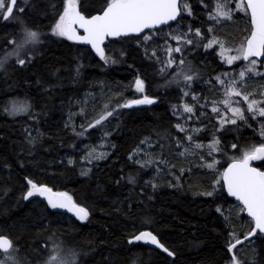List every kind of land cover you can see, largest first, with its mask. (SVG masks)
Masks as SVG:
<instances>
[{"label": "snow or ice", "instance_id": "6c2138e0", "mask_svg": "<svg viewBox=\"0 0 264 264\" xmlns=\"http://www.w3.org/2000/svg\"><path fill=\"white\" fill-rule=\"evenodd\" d=\"M199 3L207 16L204 21L208 24L206 31L204 22L200 27L191 22L184 24L189 17L199 18L191 0H96L91 5H86L85 0H58L42 9L45 18H48L49 8L53 13L47 25H43V21H28L27 13H35L40 8L37 0H0V28L3 29L0 32V70L7 73L9 67L27 69L53 38L90 46L88 55L94 53L104 65L117 62L108 54L105 41H134L137 48L143 49L145 57L158 65L156 70L164 81L161 87L177 89L178 98L170 105L174 118L170 127L163 133L156 132L158 139L155 143L151 135L145 136L129 153L128 159L142 170L155 166L156 176L144 181L145 187L150 185L153 190L159 187L155 181L165 169L177 182L172 184L169 181V187H178L185 172L191 173L195 161V166L210 178L209 185L196 195L219 199L223 203L234 198L235 203L227 209L223 203L218 204L216 212L225 222V250L229 254L226 264H245L238 246L255 245L257 240L264 243V0H212L211 4L208 0H199ZM238 19L244 20L242 31L246 36L238 47L232 48L226 38L217 35V29ZM199 49L204 50L205 56L215 53L220 61L218 67H228L215 71V74L207 70V60L203 61V68L197 67L189 56ZM79 71L78 65L77 76ZM198 82L207 88L208 95L203 88L199 92L194 88ZM130 87L139 95L124 98L122 93H116V99H109L100 114L91 120H88L86 111L87 97L76 101L80 104L79 112L70 111L65 128L71 126L73 135L78 138L90 134L89 130L101 131L99 147L110 144L108 137L112 132L106 125L117 118L122 109L154 105L159 100V97L147 94L145 80L140 75ZM3 111L13 118L26 116L32 120L37 134L33 136L31 128H26V143L32 147L40 143L44 135L38 127L41 113L34 112L28 100L12 99ZM77 115L87 121L86 126L80 125L79 131L73 123V117ZM209 125L212 126V138L205 144L202 137L208 133ZM242 126L252 129L259 140L249 144L238 134L230 146L226 145L224 134L232 130L239 133ZM161 140L166 143H160ZM110 146L115 148L114 144ZM156 146L161 150L159 156L146 151ZM70 147L75 149L76 144ZM165 148L169 156L187 160L189 167H181L177 175V165L164 155ZM26 151L30 155L31 147ZM84 153L80 160L88 164L107 159L109 155L92 145H85ZM256 161L260 163L254 165ZM75 162L73 157H68V165ZM4 167L11 166L5 164ZM20 167H25L23 160ZM91 171V168L82 169L81 175L87 176ZM125 179L130 185L138 182L136 175L129 174L126 178L121 176L116 184ZM21 189V199L34 202L44 219L56 216L59 210L71 213L80 222L87 221L91 215L90 209L78 203L68 192L54 191L29 175L24 176ZM126 200L127 209L117 207L116 211H126L130 215L135 201L131 197ZM232 213L247 225L246 232H236ZM142 223L146 227L151 225V217H143ZM137 242L154 245L168 257L176 255L151 230L131 233L128 244ZM23 251L20 237L13 238L0 231V264H32L27 256L22 258ZM252 251L255 254L254 248ZM35 254L44 257L39 264H87L84 257L88 255L74 246H66L62 240L58 241L55 233L48 237L42 248L35 249ZM252 264H255V258Z\"/></svg>", "mask_w": 264, "mask_h": 264}, {"label": "trees", "instance_id": "16d2710c", "mask_svg": "<svg viewBox=\"0 0 264 264\" xmlns=\"http://www.w3.org/2000/svg\"><path fill=\"white\" fill-rule=\"evenodd\" d=\"M57 2L37 0L40 8L35 13H27L29 23L43 21V25L49 24L53 13L49 8L48 18H45L42 9L49 3ZM95 2L85 0L86 5ZM191 3L199 18L189 17L184 24L191 22L200 27L206 21H203L204 11L199 0H191ZM207 25L203 23L204 30ZM244 27V20L238 19L218 35L230 40L233 45L238 44L246 36L242 31ZM0 32H3L2 28ZM106 50L116 58L115 64L104 65L94 53L88 55L89 48L53 38L27 69L13 70L9 67L7 73L0 70V231L13 238L20 237V244L24 246L21 256L30 258L32 264H39L44 258L37 256L35 249L42 248L53 233L66 246L88 253L84 257L87 264H226L229 254L225 250V222L216 212L217 205L223 201L195 194L204 190L210 182L205 172L195 166V161L191 173L185 172L178 187H169V181L172 184L177 182L165 169L155 181L159 187L153 190L150 185L145 187L144 181L156 176L155 166L142 170L128 159L129 153L145 136L151 135L155 143L158 139L156 132L163 133L174 122L170 105L177 102L178 90L161 87L164 81L156 70L158 65L148 60L143 49L137 48L134 41L109 42ZM189 59L200 68L207 60V70L213 74L219 69L215 53L205 56L203 49L194 50ZM78 65L80 71L77 76ZM137 75L145 80L147 94L159 97V100L154 105L122 109L120 115L106 125L112 132L108 141L115 148L110 144L99 147L101 131L89 130L90 134L78 138L73 135L71 126L65 128L70 111L79 112V108L71 110L73 101H81L86 92L97 95L86 108L88 120H91L100 114L109 99H116V93H122L124 98L136 96L130 86ZM193 86L198 92L203 88L208 95L202 83ZM14 97L27 99L33 111L41 113L38 127L44 135L35 147L27 145L25 139L28 135L26 128H31L33 136L37 134L35 123L26 116L13 118L4 114L2 102ZM73 123L79 131L80 125L86 126L87 121L77 115L73 117ZM238 134L249 144L259 137L252 129L242 126L239 133L236 130L225 133L224 143L230 146ZM211 138L212 126L209 125L208 133L202 139L207 144ZM160 143L166 142L161 140ZM72 144H76L75 149L70 147ZM85 145L107 152L108 158L92 164L81 162L80 157L85 154L81 147ZM30 147L29 155L26 150ZM146 151L153 152L155 156L161 154L158 146ZM229 152L231 154L230 147ZM164 155L176 163L177 175L181 167H189L187 160L169 156L167 148ZM69 156L76 161L73 165L67 164ZM21 160L24 161V168L20 167ZM259 163L254 162L255 165ZM5 164L11 167H4ZM87 168L92 171L82 176L81 170ZM129 174L137 176L136 185L128 184L126 179L116 184L121 176L126 178ZM25 175L68 192L78 203L90 209L89 219L79 222L73 218L71 225H66L55 216L42 218L40 208L34 202L21 199ZM149 196L152 199L149 200ZM128 197L135 201L132 214L116 211L117 207L127 209ZM228 200L229 203H223L225 209L234 203L230 198ZM145 216L152 219L147 227L142 223ZM232 218L237 233L247 231V225L237 218L236 213H232ZM144 229L157 234L176 255L168 257L139 243L129 245L130 234ZM244 247L239 255L245 264H252L253 258L255 264H264V243L257 240L254 247L249 244Z\"/></svg>", "mask_w": 264, "mask_h": 264}, {"label": "rangeland", "instance_id": "374dc122", "mask_svg": "<svg viewBox=\"0 0 264 264\" xmlns=\"http://www.w3.org/2000/svg\"><path fill=\"white\" fill-rule=\"evenodd\" d=\"M208 2H209V4H211L212 3V0H208ZM202 15H203V17H204V19H203V21L204 20H207V16H206V13H204V12H202ZM230 23L232 24V23H234V22H229V23H226V24H224L223 25V27H219L218 29H217V35H218V32H220L221 33V31L222 30H224V28H227V26L228 25H230ZM226 26V27H225ZM173 27H175V25H173ZM207 27H208V25L206 26V30H207ZM228 29V28H227ZM205 30V31H206ZM243 40H244V38H243ZM227 42H228V46L229 47H232V48H235V47H238L239 46V44L242 42H240V43H238V44H231V41L230 40H228L227 39ZM217 60H218V64L220 65V61H219V59L217 58ZM218 67V66H217ZM228 66L227 65H224L223 67H218L219 69L217 70V71H222V70H224V69H226ZM135 91V90H134ZM100 96L102 95V93H100L99 94ZM139 94H137L136 93V96H138ZM87 97V99H88V105L89 104H91V103H93V101L95 100V98L97 97V95H95V94H93V93H91V92H86L84 95H83V98H82V100L81 101H83L85 98ZM12 99H16V100H20V101H23V100H27V99H25V98H17V97H14V98H11V99H9V101L10 100H12ZM6 101H8V100H6ZM6 101H3L2 102V104H3V108L5 107V105L9 102H6ZM76 101L77 100H75V101H73L72 102V106L70 107L71 108V110L73 111L74 109H76V108H80V104H77L76 103ZM69 119V118H68ZM68 121V120H67ZM67 121H65V122H67ZM64 126H65V123H64ZM255 140H259V137L258 138H256V139H254L253 140V142L255 141ZM252 142V143H253ZM82 148H84V146H82L81 147V149ZM68 159V158H67ZM234 203H235V201H234ZM55 219H57L58 221H60L61 223H64V224H66V225H71V222H72V220H73V217H71V216H69V215H66V214H64V213H58L56 216H55ZM80 222V221H79ZM251 247H254V245H250ZM246 247H238V249H239V251L241 252L242 250H244Z\"/></svg>", "mask_w": 264, "mask_h": 264}, {"label": "water", "instance_id": "95a60500", "mask_svg": "<svg viewBox=\"0 0 264 264\" xmlns=\"http://www.w3.org/2000/svg\"><path fill=\"white\" fill-rule=\"evenodd\" d=\"M72 43H73V42H72ZM105 44L108 45V44H109V41H105ZM81 46H84V47H87V48L90 49V46H86V45H81ZM141 106H147V105H141ZM253 164H254V162H253ZM225 166H226V165H225ZM53 190H54V191H59V190L54 189V188H53ZM230 199L234 201V198H230ZM59 212H60V213H64V214L69 215V216L72 217L71 213H66V212H64L63 210H59ZM244 216H246V214H244ZM73 218H74V217H73ZM144 230H150V229H144ZM153 233H154V232H153ZM154 234H155V233H154ZM137 243L142 244V245H144V246H147V247L150 248V249L159 250V249H156L155 246H154V245H151V244H146V243H144V242H137ZM159 251H161V250H159ZM161 252H162V251H161ZM164 254H166V253H164ZM166 255H167V254H166Z\"/></svg>", "mask_w": 264, "mask_h": 264}, {"label": "bare ground", "instance_id": "6f19581e", "mask_svg": "<svg viewBox=\"0 0 264 264\" xmlns=\"http://www.w3.org/2000/svg\"><path fill=\"white\" fill-rule=\"evenodd\" d=\"M6 102H8V101H6Z\"/></svg>", "mask_w": 264, "mask_h": 264}]
</instances>
